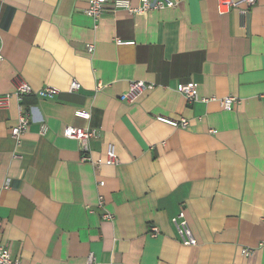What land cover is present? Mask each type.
Listing matches in <instances>:
<instances>
[{"label":"crops","instance_id":"1","mask_svg":"<svg viewBox=\"0 0 264 264\" xmlns=\"http://www.w3.org/2000/svg\"><path fill=\"white\" fill-rule=\"evenodd\" d=\"M172 1L142 15L106 7L94 21L88 0H0V95L33 90L17 143V100L0 109V246L22 264H264V0L244 15ZM131 82L152 88L120 100ZM190 82L205 102L178 92ZM45 86L58 95L38 98ZM66 126L95 131L91 162ZM110 143L119 163L97 166Z\"/></svg>","mask_w":264,"mask_h":264},{"label":"built area","instance_id":"2","mask_svg":"<svg viewBox=\"0 0 264 264\" xmlns=\"http://www.w3.org/2000/svg\"><path fill=\"white\" fill-rule=\"evenodd\" d=\"M137 6H132L130 0H88L87 8L85 9L84 13L92 18L94 21L104 12L106 7L112 8L115 10H124L130 15H142L151 11H158L163 9H170L176 6V2L172 0H136ZM220 7L222 6L225 9H233L239 8L242 6L245 9L241 10V14L247 13V11L256 4V0H219ZM220 13L223 12V10ZM1 34V30H0ZM116 44L121 45L125 44L126 42H122L118 38L115 39ZM129 44V43H128ZM87 52L90 54L93 52V46L87 47ZM3 61V55L1 53L0 47V62ZM152 88L150 84H146L144 82H131L128 86L127 91L120 96V100L133 103L137 98H139L145 91H148ZM198 85L196 83L190 82L178 87V92L184 97L185 101L190 104L196 101L205 102L206 100L198 98L197 92ZM80 89V84L75 80H71L69 84V91L76 92ZM33 92L32 88L26 84L25 82H19L16 85L15 91L12 94H4L0 95V109L8 108L10 101L12 98H15L18 102V119L17 125L10 130L11 138L17 143L22 135L25 133L29 119L27 113L24 110L22 105V99L24 96L29 95ZM40 99H53L56 95H58L59 90L55 87L45 86L40 88L37 91H34ZM236 99L232 97H227L220 100V105L224 111H231L234 104L236 103ZM74 116L81 118L83 120L90 119V113L88 110H76L74 112ZM156 120L160 123L169 125L173 128H182L185 129L188 126V122L186 120H173L171 118L165 116H157ZM46 125L42 124L40 129V135H43L46 132ZM95 131L91 130L90 128H79L74 126H66L63 130V137L68 140H74L80 145V151L82 152V162H91V159L85 155L86 147L85 144L89 140L95 138ZM119 163L118 155L116 152V148L113 144H107L106 149L104 152V160L102 162L95 163L97 166L104 165V166H116ZM101 185V183H100ZM7 188V184L4 186ZM97 206L101 208L103 206L102 198H98ZM103 220H111V216L108 214L103 215ZM180 235H187L189 238L188 240L182 239V242L186 246H191L195 242L189 236L188 230L183 228L180 230ZM159 234V230L156 227H151L149 230V235L151 237H156ZM244 254H247V251H243ZM0 264H22L18 259L13 258L10 255L8 249L3 246H0ZM84 264H98L94 257L90 254Z\"/></svg>","mask_w":264,"mask_h":264}]
</instances>
